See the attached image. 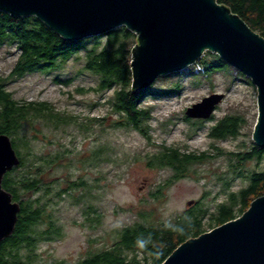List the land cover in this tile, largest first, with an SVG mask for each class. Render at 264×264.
Masks as SVG:
<instances>
[{"label": "rangeland", "instance_id": "rangeland-1", "mask_svg": "<svg viewBox=\"0 0 264 264\" xmlns=\"http://www.w3.org/2000/svg\"><path fill=\"white\" fill-rule=\"evenodd\" d=\"M9 51L8 47L0 46V76L3 77L9 74L16 58ZM82 56L84 50L56 71L28 72L6 84L16 99L51 103L58 111L75 116V122L66 125L54 126L43 119L31 125L33 131L30 134H34L36 140L31 143L33 152L57 155L61 163L46 167L43 176L51 187L45 210L52 215V222L60 231L38 243L34 264H75L89 252L96 253L113 246L119 240L115 229L120 230L137 221L156 226L173 224L177 216L199 204L211 213L229 192H237L248 184L230 167L235 161L222 155L190 165L194 175L176 178L172 167L148 165L153 156L169 147H177L180 153L215 155L213 145L231 152L245 150L254 144L251 137L258 113L257 91L240 71L231 68L232 73L228 75L230 68L224 66L222 72L213 76L203 74L200 78L197 73L196 77L187 79L192 71L196 73V65L189 66L182 71L186 78L180 95L145 100V105L153 110L147 137L132 126L114 125L118 115L106 104L111 90L98 93L89 89L97 86L99 76L83 69ZM219 58H215L217 63L221 62ZM56 76L70 81L55 83ZM171 81L168 77L156 78L153 84L165 89ZM77 87L87 91L80 94L75 90ZM213 93H223L224 98L210 118L185 116L186 108ZM225 114L241 115L245 122L240 125L236 137L212 140L208 132ZM80 122L87 126L86 131H81ZM70 149L72 153L67 152ZM98 149H102L99 158L93 157ZM244 167L248 171L264 170V159L248 160ZM67 176L74 180L82 177L91 186L87 199L75 201L71 195L76 190L56 195L58 190L66 187ZM88 206L96 209L92 215L99 216L98 223L89 225L85 221L83 211ZM199 208L195 210L198 212ZM141 214L146 216L144 220ZM139 256L143 253L139 252Z\"/></svg>", "mask_w": 264, "mask_h": 264}, {"label": "trees", "instance_id": "trees-1", "mask_svg": "<svg viewBox=\"0 0 264 264\" xmlns=\"http://www.w3.org/2000/svg\"><path fill=\"white\" fill-rule=\"evenodd\" d=\"M225 4L239 15L253 30L264 37V0H217ZM103 39H105L103 41ZM135 43L133 32L119 27L104 35L88 37L78 42H67L48 28L36 17L13 18L0 11V46L10 49L9 53L16 56L13 66L6 77L0 76V134L6 133L11 141L20 163L3 178L2 186L12 194L13 201H18L20 210L14 232L7 236L0 245V264H34L36 247L41 240L50 239L51 235L59 234L57 225L52 222V215L45 210L46 198L50 194L49 183L44 181L45 168L53 164L60 165L59 156L52 154H36L31 143L35 140L30 134L31 125L38 119L54 126L66 125L75 122V116L65 111H58L55 106L47 102H34L16 99L13 93L7 90V83L24 76L28 72L42 71L50 73L63 66L72 56H77L84 50V68L99 76V82L93 91L102 93L111 90V96L106 104L113 113L118 115L114 125L132 126L148 137L150 122L153 119L151 106L145 105L148 98H161L169 95H180L185 87V76L182 72L173 76L166 75L157 78H171L168 87L159 88L152 84L148 89L131 92V49ZM219 56L209 51L194 65L193 71L187 79L213 76L222 72V67L230 68L228 63H217ZM198 68V70H197ZM242 74V73H240ZM70 80L55 77V83L67 84ZM76 92L84 93V87H77ZM187 120V118H186ZM245 118L237 114H225L215 125L211 126L208 136L212 140H225L236 137ZM81 131H86L84 123L78 124ZM215 155L206 153H180L177 147H169L152 157L148 162L150 167H172L174 177L186 174H195L190 165L203 162L216 155L227 156L231 168L236 174L244 177L248 184L237 192H229L224 201L218 203L213 212L202 207V204L187 210L177 216L173 224L159 226L137 221L122 229H115L119 240L108 249L89 252L75 264H161L168 255L184 241L197 237L211 227L219 226L242 214L250 202L264 195V170L248 171L244 162L255 159L256 162L264 159V148L251 145L245 150L227 151L220 146H214ZM75 151V149H73ZM102 149L94 151L93 157L99 158ZM72 153V150H67ZM65 188L58 190L56 195L68 194L75 201L87 199L91 186L82 177L75 180L66 177ZM227 185V182H225ZM162 186V185H161ZM69 195V196H70ZM201 203V202H200ZM196 207H200L198 212ZM87 223L93 225L100 221L97 212L92 206L84 211ZM142 219L145 218L141 214ZM144 220V219H143ZM206 222V225H205ZM45 226L42 228V226ZM40 227V228H39ZM132 251V252H130ZM129 252V253H128ZM143 256L138 257V253ZM132 253V255H130Z\"/></svg>", "mask_w": 264, "mask_h": 264}, {"label": "water", "instance_id": "water-1", "mask_svg": "<svg viewBox=\"0 0 264 264\" xmlns=\"http://www.w3.org/2000/svg\"><path fill=\"white\" fill-rule=\"evenodd\" d=\"M13 18L36 17L67 42L125 27L136 35L131 49V92L156 78L179 73L209 51L256 87L252 140L264 148V37L217 0H0ZM224 98L213 93L186 108L185 116L208 119ZM20 163L11 137L0 134V245L15 229L20 204L2 186ZM161 264H264V195L240 216L181 243Z\"/></svg>", "mask_w": 264, "mask_h": 264}, {"label": "clouds", "instance_id": "clouds-1", "mask_svg": "<svg viewBox=\"0 0 264 264\" xmlns=\"http://www.w3.org/2000/svg\"><path fill=\"white\" fill-rule=\"evenodd\" d=\"M194 65V64H193Z\"/></svg>", "mask_w": 264, "mask_h": 264}]
</instances>
